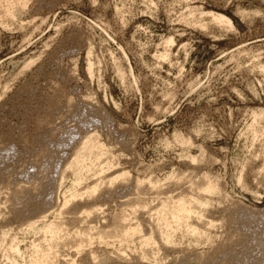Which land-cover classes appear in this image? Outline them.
<instances>
[{"label":"rangeland","instance_id":"1","mask_svg":"<svg viewBox=\"0 0 264 264\" xmlns=\"http://www.w3.org/2000/svg\"><path fill=\"white\" fill-rule=\"evenodd\" d=\"M263 68L264 0H0V264H264Z\"/></svg>","mask_w":264,"mask_h":264},{"label":"bare ground","instance_id":"2","mask_svg":"<svg viewBox=\"0 0 264 264\" xmlns=\"http://www.w3.org/2000/svg\"><path fill=\"white\" fill-rule=\"evenodd\" d=\"M7 1V0H6ZM12 1V0H11ZM23 3V2H22ZM7 4V3H6ZM20 7V6H19ZM7 8V7H6ZM19 8H17V10H18ZM5 12H6V15L8 14L9 16H11V17H14L15 16V13L13 12V10H12V8H8V9H6L5 10ZM212 20L213 21H215V22H218L219 24L220 23H222V24H225L226 26H228V27H231V22L227 19V18H225V17H223V16H220V15H212ZM92 65H90V63H89V70L91 71V67ZM263 70H264V68H263ZM102 147H103V145H101V144H99L98 143V141L96 142L95 141V139L93 138V136H87V137H84L83 139H82V141H80L79 143H78V147H77V151H75V153L73 154L74 155V157L72 158V160L70 161V165H71V167L73 168L74 167V169H73V172L75 173V176H76V180H75V182H79V180H80V176L82 175V172H85V173H87V174H90V173H94L95 171H93V170H96L94 167H95V163L94 164H88L87 163V159L85 158V155H86V153H89V152H92V150L93 149H97V150H102ZM85 154V155H84ZM97 161H99V160H97ZM102 162V161H101ZM100 162V163H101ZM97 163H99V162H97ZM98 165V164H97ZM102 165V164H101ZM70 167V168H71ZM61 168V166H60V162H58L57 161V163H56V167H55V169L53 170V172H52V177H54V178H56L57 176L56 175H59L58 174V170ZM70 168H68V169H70ZM102 169V168H101ZM97 170H99V169H97ZM98 172V171H97ZM104 172V171H103ZM51 177V178H52ZM54 178H52V179H54ZM114 179H117V178H114ZM114 179H112V180H114ZM75 185V184H74ZM209 185V184H208ZM207 185V186H208ZM17 186V185H16ZM21 186V185H20ZM25 186V185H24ZM213 186H215V185H213ZM18 187L19 186H17V188L16 189H18ZM22 187H23V185H22ZM21 187V189H23V188H25V187H23L22 188ZM28 188V187H27ZM92 188V189H91ZM91 188H90V193H96L95 191V186L93 187V185L91 186ZM98 188V185H96V189ZM26 189V188H25ZM15 190V189H14ZM19 190V189H18ZM20 191H22V190H20ZM69 191V190H68ZM214 191H216L215 190V188L214 187H212V186H208V187H206L205 189H204V192H207V193H212V192H214ZM19 192V191H18ZM88 192V193H89ZM21 193V192H20ZM87 193V192H86ZM89 193V194H90ZM77 194V193H76ZM75 193H73V194H71V196H72V198L70 197V200H73L74 199V197H77V195H76ZM79 196V195H78ZM192 199V200H191ZM190 199V201H185V200H183V198L182 199H180V200H178L176 203H174L173 205H171V207H170V210H169V212H168V216L170 217V221L171 222H173V223H176L177 225H179V226H182V225H185V226H187L188 225V220H189V218L192 216V215H194L195 214V211L193 210V206L194 205H200V206H204V202H202L201 203V201L200 200H198V199H195V198H191ZM67 202H69V201H67L66 200V203H65V205L67 204ZM206 204V203H205ZM195 206V207H196ZM165 207V206H164ZM163 207V208H164ZM194 207V208H195ZM199 206H197V208H198ZM168 208V207H167ZM167 208H166V210H167ZM165 209V208H164ZM162 210V209H161ZM168 211V210H167ZM167 211H165L164 210V212H167ZM34 212H35V209L33 210V212H32V209H31V212H30V216H32V215H34ZM37 212V211H36ZM197 213V212H196ZM161 214V213H160ZM1 215V214H0ZM162 215H163V210H162ZM164 215H166V213H164ZM196 215V214H195ZM159 217H160V215H159ZM165 217V216H164ZM164 217L163 218H161L160 220H163L164 219ZM168 217V218H169ZM38 221V220H37ZM118 221V220H117ZM169 221V222H170ZM41 222V221H40ZM163 222H165V225L166 226H168L169 224H171V223H169L168 222V220H163ZM30 224L29 225H27V227H28V229H31V231H34V232H36V233H40V232H42L43 233V235H44V240L43 241H45V243L47 244V246H45L44 247V244L43 245H40V244H35V245H33V256L31 257L30 256V260H29V262H25V264H53L52 263V261H50V260H52V259H49V258H51L50 256H51V254H53V256H52V258H54L55 256H54V251L52 252V250L54 249L53 247V249L51 248V243H52V245L54 244L53 243V241H55L57 238H60V235H62L61 233L64 231V229H62L61 228V226H58L57 224H55L54 222V224L53 223H49V224H47V225H45L44 227H39L38 228V222L37 223H35V222H29ZM115 227V226H114ZM172 228V226H169L168 228ZM168 228H166V230L168 229ZM171 228L169 229V230H171ZM137 229V228H136ZM135 228H129L128 230H126V231H124V233H125V235H124V238L125 239H130L131 237H133V236H135V235H137V233H136V230ZM113 230V229H112ZM125 230V229H124ZM3 232V231H2ZM7 233V232H6ZM65 233V232H64ZM114 233V232H113ZM124 233H122V234H124ZM4 234H5V232H4ZM8 234V233H7ZM66 234V233H65ZM64 234V235H65ZM6 235V234H5ZM5 235L3 236V234H2V236H3V239H1L0 238V249H2V246H4L3 244H4V242H5V240H6V237H5ZM9 235V234H8ZM64 235H62V236H64ZM2 236H0V237H2ZM7 236V235H6ZM61 236V237H62ZM119 236V235H118ZM117 236V237H118ZM8 237V236H7ZM48 237H50V239H47ZM13 238V237H12ZM10 239V238H9ZM15 239V238H14ZM55 239V240H54ZM42 241V242H43ZM128 241V240H127ZM152 240L150 239V238H148V239H144V243L146 244H148V243H150ZM165 242L166 243H169L170 242V235H169V233H168V230H167V232H165ZM6 243V242H5ZM81 244V242H78V244ZM9 245H10V247H9V245L7 246V247H9V248H7V250H9V253H10V250L12 251V253H11V255H13V253H15L16 255H20L21 254V252H20V250H19V248H18V245H16V243H15V240H11L9 243H8ZM45 244V245H46ZM74 244V243H73ZM55 245V244H54ZM70 245V244H69ZM73 246H75V245H73ZM77 246V245H76ZM81 245H79L78 247H80ZM4 249V248H3ZM6 250V251H7ZM79 251V250H78ZM1 252V251H0ZM56 252V251H55ZM57 253V252H56ZM8 254V253H7ZM6 255V254H5ZM11 255H10V257H11ZM30 255V254H29ZM1 257V256H0ZM9 257V255H8V257H6V259H7V262H9V264H17L16 263V261H15V259H13L14 257H12V258H10ZM20 257V256H19ZM25 259V258H24ZM56 259V258H55ZM6 261V260H5ZM28 261V260H27ZM18 262V261H17ZM106 262V261H105ZM74 263V262H73ZM72 263V264H73ZM70 264H71V262H70ZM199 264V263H198Z\"/></svg>","mask_w":264,"mask_h":264}]
</instances>
